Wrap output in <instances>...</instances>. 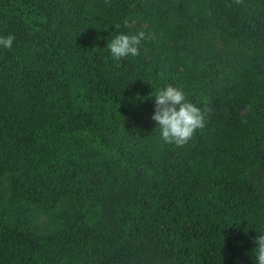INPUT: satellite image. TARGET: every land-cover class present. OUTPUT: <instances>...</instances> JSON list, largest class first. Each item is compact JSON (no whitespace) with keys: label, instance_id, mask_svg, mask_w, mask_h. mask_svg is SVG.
I'll return each instance as SVG.
<instances>
[{"label":"trees","instance_id":"1","mask_svg":"<svg viewBox=\"0 0 264 264\" xmlns=\"http://www.w3.org/2000/svg\"><path fill=\"white\" fill-rule=\"evenodd\" d=\"M140 31L139 54L114 60L107 44ZM8 34L0 264H255L264 0H0ZM212 84L229 118L164 143L156 93L214 112Z\"/></svg>","mask_w":264,"mask_h":264},{"label":"clouds","instance_id":"2","mask_svg":"<svg viewBox=\"0 0 264 264\" xmlns=\"http://www.w3.org/2000/svg\"><path fill=\"white\" fill-rule=\"evenodd\" d=\"M240 0H237L239 3ZM145 39V33L118 34L108 44L112 58L116 61L139 54V45ZM15 36L8 34L0 37V47L11 50ZM210 109L195 106L188 102L184 93L171 85L159 90L154 96V113L151 119L156 123L161 140L166 144L183 147L192 138L197 129L206 123ZM256 247L252 250L255 264H264V234L257 235Z\"/></svg>","mask_w":264,"mask_h":264},{"label":"rangeland","instance_id":"3","mask_svg":"<svg viewBox=\"0 0 264 264\" xmlns=\"http://www.w3.org/2000/svg\"><path fill=\"white\" fill-rule=\"evenodd\" d=\"M221 88V87H220ZM225 89V88H223ZM204 94H206L208 102L212 104V107H214V112L213 110H210L208 112L209 116L210 115H216V117L221 120V119H227L229 118L228 115H225L223 113V108L222 107H218V103H219V98H218V94H219V87H217L216 85L212 84L209 91L207 93L204 92ZM209 104L205 105V108L210 109L209 108Z\"/></svg>","mask_w":264,"mask_h":264}]
</instances>
